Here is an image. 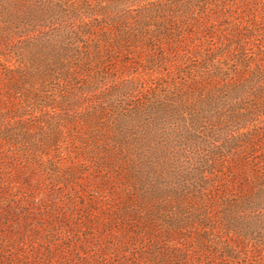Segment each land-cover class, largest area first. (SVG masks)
<instances>
[{
    "label": "rangeland",
    "instance_id": "rangeland-1",
    "mask_svg": "<svg viewBox=\"0 0 264 264\" xmlns=\"http://www.w3.org/2000/svg\"><path fill=\"white\" fill-rule=\"evenodd\" d=\"M0 264H264V0H0Z\"/></svg>",
    "mask_w": 264,
    "mask_h": 264
}]
</instances>
